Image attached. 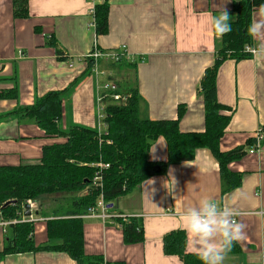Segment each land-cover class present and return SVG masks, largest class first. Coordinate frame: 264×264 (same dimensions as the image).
<instances>
[{"label":"crops","instance_id":"1","mask_svg":"<svg viewBox=\"0 0 264 264\" xmlns=\"http://www.w3.org/2000/svg\"><path fill=\"white\" fill-rule=\"evenodd\" d=\"M12 1L0 0V78L5 79L0 89L16 84L18 99L0 101V115L17 106H32L49 92L65 91L81 78L72 92L64 94L62 130L71 125L96 129L98 115L105 108L104 102H98L102 85L111 81L120 89L136 88L140 119L173 121L183 106L179 131H204L200 80L214 61L219 39L208 20L226 11L229 22L233 21L236 0H108V34L104 36H96L90 26V11L104 0H27V19L14 18ZM259 11H252L251 24ZM50 38L56 47L48 44ZM94 47L102 52L124 47L135 63L124 61L131 64L127 69L101 61L104 75L86 74L84 56ZM252 47L258 49L255 56L224 61L215 82L217 102L228 109L222 113L231 116L219 150L243 147L247 152L227 166L241 175L240 187L222 194L217 161L208 149H197L192 161L169 166L112 204V215L141 218L142 243L126 245L115 219L83 216L85 255L101 256L107 263L182 264L178 257L164 255L163 238L172 231L185 232L184 211L210 198L221 208L234 209L238 213L234 220L244 226L236 240L240 252L224 254L223 264H264V140L258 152L248 154L254 134L259 130L264 134V31L252 35ZM56 50L63 52L64 60L58 59ZM64 142L46 136L27 120L18 123L8 118L0 122V166L36 164L45 146ZM148 159L166 162L163 138L151 146ZM44 199L36 202L33 214L35 247L47 244L46 222L51 212L71 205V200L59 198L50 206ZM185 235V252L197 254L190 236ZM0 264L76 263L63 253L40 251L6 255Z\"/></svg>","mask_w":264,"mask_h":264},{"label":"trees","instance_id":"2","mask_svg":"<svg viewBox=\"0 0 264 264\" xmlns=\"http://www.w3.org/2000/svg\"><path fill=\"white\" fill-rule=\"evenodd\" d=\"M262 4L264 0H236L232 10L235 17L230 21L232 30L215 41L214 61L200 80L199 93L204 106V131L201 133L179 131V120L185 111L183 106L178 107V117L173 121L140 119L137 90L125 87H118L117 91L127 97L124 103L105 100L110 104L105 103L106 129L101 134L96 129L77 125L62 130L59 121L64 94L72 92L81 78L65 91L49 92L35 99L32 106H17L11 112L0 115V122L8 118L18 123L27 120L46 136L65 139L62 144L45 146L36 164L0 166V218L4 221L19 219L22 206L24 209L28 201L36 204L46 196L76 195L71 197L70 206L56 208L51 212L53 216L46 222L45 246L35 247L33 223L8 227L11 236L0 235V261L6 255L50 251L63 253L76 264H124L107 263L101 256L85 255L81 217L86 216L96 205L100 195L105 204H114L118 198L131 194L149 178L165 173L169 166L192 161L197 149H208L217 161L222 194L240 187L241 175L229 171L227 166L241 159L247 152L243 147L224 153L219 150V140L231 116L222 113L228 109L217 102L215 82L218 68L224 61L251 58L245 52V47L252 46V35L249 33L251 15ZM12 7L15 19L28 18L27 0H13ZM108 13V0L94 6L92 18L96 36L108 34ZM48 44L54 47L57 45L52 38ZM56 54L58 59H65L60 50H56ZM123 63L118 64L122 68H130L131 64ZM91 67L92 61H88L86 74H90ZM2 80L5 81L0 78ZM17 99L16 84L10 89H0V101ZM160 137L166 144L167 160L151 162L148 159L150 148ZM96 164L108 165V168L100 170ZM98 172L102 179L101 190L91 185ZM66 197L59 196L65 200ZM8 202L14 203L4 206ZM115 223L120 226L126 245L144 241L140 217L125 221L115 218ZM185 247L186 235L183 231H172L163 238L164 255L176 256L182 264H201L198 255L187 254ZM239 252L240 247L234 241L230 251L225 254Z\"/></svg>","mask_w":264,"mask_h":264},{"label":"clouds","instance_id":"3","mask_svg":"<svg viewBox=\"0 0 264 264\" xmlns=\"http://www.w3.org/2000/svg\"><path fill=\"white\" fill-rule=\"evenodd\" d=\"M230 16L226 11L210 16L208 25L213 34L222 37L232 30ZM264 31V4L249 27L253 36ZM238 213L232 208H221L210 199L204 198L183 213L185 232L191 238L201 264H223L224 254L230 251L234 241L241 238L243 225L233 218Z\"/></svg>","mask_w":264,"mask_h":264},{"label":"built area","instance_id":"4","mask_svg":"<svg viewBox=\"0 0 264 264\" xmlns=\"http://www.w3.org/2000/svg\"><path fill=\"white\" fill-rule=\"evenodd\" d=\"M90 15H92L93 17V10L90 11ZM90 26L94 27L93 20L90 23ZM245 52L249 53L253 57L258 53V49L253 48L252 46H247L245 47ZM84 60L86 61V63H88V61H92V67L90 69V73L94 75L95 77L105 74L104 71L100 70V67H99L100 66L99 62L101 61H107V62H110L111 64H118L122 61H125V62L130 61L132 63H135V61H133V59L129 57L124 47L120 48L119 50L108 51V52L99 51L97 47H94L89 53H87L84 56ZM102 91L103 93L98 98V102H102V104L103 102L106 103L105 100L107 99H110L115 103H124L126 101L127 97L123 94H119L117 92L118 86L111 81H106L105 83H103ZM101 111L102 112H100V114L98 115V126L96 128V130L98 131V134H101L106 129V125L104 123V119L106 117L105 108L103 107ZM263 140H264L263 132L260 130L257 131L254 134V144L251 146V149L248 151V154H254L255 152H258ZM95 166L98 167L100 170L108 168V165H104V164H96ZM101 181L102 179H101L100 173L98 172L93 178V181L91 184L92 187L101 190L102 189ZM27 204L30 206V215L28 217H25L23 215L24 209L22 206L19 219H15L11 221H4L0 218V235L6 234V230L11 225H16L20 223H35L36 222L33 216L34 212L36 211V206L33 202H30V201H28ZM109 212H110L109 205L103 202L102 195H100V197L97 200L96 205L88 211V214L86 216L87 217L97 216L101 220H109V219L113 220L115 218H120L123 221L129 218H138V216L112 215Z\"/></svg>","mask_w":264,"mask_h":264},{"label":"rangeland","instance_id":"5","mask_svg":"<svg viewBox=\"0 0 264 264\" xmlns=\"http://www.w3.org/2000/svg\"><path fill=\"white\" fill-rule=\"evenodd\" d=\"M109 102H106V104H108ZM110 104V103H109ZM59 196H64V197H66L65 195H56V196H46L45 197V199H44V197L43 198H41V199H44V202H47L48 204H50V206L51 205H54V203H55V201L57 200V199H59ZM73 196H76V195H67V200H71V197H73ZM62 201H65V200H62ZM72 201V200H71ZM11 236V231H10V229H7L6 230V237H10Z\"/></svg>","mask_w":264,"mask_h":264},{"label":"water","instance_id":"6","mask_svg":"<svg viewBox=\"0 0 264 264\" xmlns=\"http://www.w3.org/2000/svg\"><path fill=\"white\" fill-rule=\"evenodd\" d=\"M11 203L13 204L14 202H8V203H6L4 206H7V205H9V204H11ZM109 208L111 209V208H112V205H109ZM24 209H25V211H26L24 215H25V216H28L29 213H30V212H29V206H28V205H25V206H24Z\"/></svg>","mask_w":264,"mask_h":264},{"label":"bare ground","instance_id":"7","mask_svg":"<svg viewBox=\"0 0 264 264\" xmlns=\"http://www.w3.org/2000/svg\"><path fill=\"white\" fill-rule=\"evenodd\" d=\"M34 204H35V203H34ZM26 205H28V204L26 203ZM28 206H29V205H28ZM35 206H36V204H35ZM25 212H26V211H25V209H24V213H23V215L25 214ZM29 212H30V206H29ZM29 215H30V213H29ZM29 215H28V216H29ZM24 216H25V215H24ZM28 216H25V217H28Z\"/></svg>","mask_w":264,"mask_h":264}]
</instances>
